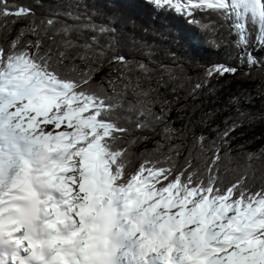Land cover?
I'll return each mask as SVG.
<instances>
[{
  "label": "snow or ice",
  "instance_id": "6c2138e0",
  "mask_svg": "<svg viewBox=\"0 0 264 264\" xmlns=\"http://www.w3.org/2000/svg\"><path fill=\"white\" fill-rule=\"evenodd\" d=\"M146 2L213 36L226 26L238 64L209 65L196 79L167 73L153 85L148 64L121 53L114 37L103 46L95 36L82 45L70 38L114 27L57 28L55 18L37 20L31 7L0 0V264H264V183L252 188L247 170L226 182L222 172L237 122L225 121L214 139L191 134L179 168L172 153L180 145L129 168L145 132L169 142L185 136L171 127L161 89L196 97L240 66L249 77L264 69L254 54L264 50V0ZM8 18L26 22L14 36Z\"/></svg>",
  "mask_w": 264,
  "mask_h": 264
},
{
  "label": "trees",
  "instance_id": "16d2710c",
  "mask_svg": "<svg viewBox=\"0 0 264 264\" xmlns=\"http://www.w3.org/2000/svg\"><path fill=\"white\" fill-rule=\"evenodd\" d=\"M10 2L14 6L31 7L37 20L55 18L57 28L61 24L74 25L89 21L97 26L114 27L113 34L77 29L71 33L70 38L74 44L82 45L93 43L92 37L95 36L96 43L103 46L114 37L116 47L121 53L126 54L134 63L140 61L148 64L152 69L153 85L156 83V77L164 76L167 79V73L181 79L187 77L196 79L209 65L238 64V61L228 54V41L232 37L226 26L213 36L202 32L197 25L189 23L186 18L171 11L158 12L146 0H10ZM65 13H72L73 17L79 16L80 21L67 17ZM197 19L208 22L200 15ZM11 20L12 18H8L7 31L14 36L26 22L12 24ZM3 23L4 19L0 18V24ZM2 31L3 29H0V32ZM61 39V36H56L58 43ZM213 40L219 47L213 46ZM77 51L82 49H69L68 54L72 56ZM254 54L258 59H264V50L256 49ZM76 63L80 61L77 60ZM248 71L246 66H240L235 76L229 75L220 81L213 79L209 86L213 90L211 92L204 90L203 94L196 97L187 95L185 90L173 93L171 89L167 91L161 89L162 95L171 101L168 112L171 127L184 131L185 136L178 138L177 132V138L169 142L160 134L145 132L147 139L140 140L132 149L133 158L129 168L138 167L145 154L155 153L163 159L169 154L170 145H180V155L172 153L176 167L179 168L188 155L191 134L194 133L196 136L204 134L214 139L216 131L225 127V121L228 123L235 121L238 126L232 133L226 149L227 157L224 151L221 152V156L224 157L221 162L224 179L227 182L233 179L236 173L247 170L248 183L252 188L258 189L264 183V69H252L250 77L244 75ZM111 75L115 78L117 74L112 72ZM132 75L135 77L136 73ZM140 84L143 88L148 87L143 80ZM235 96L241 98L239 103L230 104V98ZM125 99L133 100V97L129 95ZM153 111L158 113L160 106L156 105ZM206 113L208 115H205ZM188 129H191L190 133ZM158 143L162 145L159 152L156 151Z\"/></svg>",
  "mask_w": 264,
  "mask_h": 264
},
{
  "label": "rangeland",
  "instance_id": "374dc122",
  "mask_svg": "<svg viewBox=\"0 0 264 264\" xmlns=\"http://www.w3.org/2000/svg\"><path fill=\"white\" fill-rule=\"evenodd\" d=\"M221 79H222V78H216L215 80H216V81H220Z\"/></svg>",
  "mask_w": 264,
  "mask_h": 264
}]
</instances>
